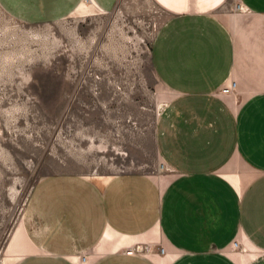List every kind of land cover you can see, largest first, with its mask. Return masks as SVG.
Here are the masks:
<instances>
[{
    "label": "crops",
    "instance_id": "crops-1",
    "mask_svg": "<svg viewBox=\"0 0 264 264\" xmlns=\"http://www.w3.org/2000/svg\"><path fill=\"white\" fill-rule=\"evenodd\" d=\"M154 1L168 13L150 58L168 93L155 145L170 173L41 176L15 232L14 264H264V0H236L242 11L232 0ZM117 2L0 5L42 23ZM137 243L166 252L124 253Z\"/></svg>",
    "mask_w": 264,
    "mask_h": 264
},
{
    "label": "rangeland",
    "instance_id": "rangeland-1",
    "mask_svg": "<svg viewBox=\"0 0 264 264\" xmlns=\"http://www.w3.org/2000/svg\"><path fill=\"white\" fill-rule=\"evenodd\" d=\"M167 16L154 0H118L109 12L83 5L26 23L0 5V264L16 261L15 232L41 176L170 173L155 145L168 93L150 58Z\"/></svg>",
    "mask_w": 264,
    "mask_h": 264
},
{
    "label": "built area",
    "instance_id": "built-area-1",
    "mask_svg": "<svg viewBox=\"0 0 264 264\" xmlns=\"http://www.w3.org/2000/svg\"><path fill=\"white\" fill-rule=\"evenodd\" d=\"M238 8L242 9V6L239 4ZM236 81H231L229 84L224 85L222 87L221 92L223 94H228L236 87ZM239 247V242L237 240H234L232 242V248L237 249ZM157 250L159 253L164 254L166 252V248L163 245H152V244H142L137 243L130 245L124 249V253L128 255H136V254H142V253H149L152 251ZM87 254H81L79 255L80 262L85 263L87 261Z\"/></svg>",
    "mask_w": 264,
    "mask_h": 264
}]
</instances>
